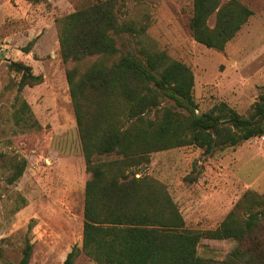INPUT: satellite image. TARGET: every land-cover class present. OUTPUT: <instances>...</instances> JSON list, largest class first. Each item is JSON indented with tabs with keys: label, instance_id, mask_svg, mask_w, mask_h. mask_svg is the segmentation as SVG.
<instances>
[{
	"label": "trees",
	"instance_id": "obj_1",
	"mask_svg": "<svg viewBox=\"0 0 264 264\" xmlns=\"http://www.w3.org/2000/svg\"><path fill=\"white\" fill-rule=\"evenodd\" d=\"M125 7L126 0H90L55 20L88 173L80 245L71 246L61 264H74L79 254L95 264H264V190L246 189L214 228L194 229L186 227L163 182L135 176L154 152L191 146L210 153L251 138L260 131L264 102H253L246 116L223 101L195 113L190 68L146 34L147 12L126 14ZM251 15L240 0H192L188 29L193 41L222 51ZM8 67L19 74L17 92L41 81L20 62ZM13 117L38 128L24 100ZM24 165L23 158L0 154L7 183ZM203 241L232 246L215 258L199 254L200 244L208 247ZM30 254L26 242L17 261L2 264H28Z\"/></svg>",
	"mask_w": 264,
	"mask_h": 264
},
{
	"label": "rangeland",
	"instance_id": "obj_2",
	"mask_svg": "<svg viewBox=\"0 0 264 264\" xmlns=\"http://www.w3.org/2000/svg\"><path fill=\"white\" fill-rule=\"evenodd\" d=\"M192 0H126V14L147 12L146 34L194 75L197 111L220 101L246 116L264 102V0H240L252 10L243 28L220 52L223 62L193 41L188 29ZM90 0H0V154L23 158L21 175L11 183L0 167V264L17 261L27 242L28 264H61L71 246L80 245L84 168L73 111L59 56L55 20ZM213 18H209L211 24ZM257 29L261 32L257 35ZM248 29V30H245ZM255 34V35H254ZM32 41L28 51L24 48ZM209 51V52H208ZM243 56L236 64L237 55ZM20 62L41 81L16 91ZM24 100L38 128L17 123L13 110ZM166 185L186 227L212 229L246 189L264 190V143L251 138L214 149L183 146L150 154L140 168ZM184 177L194 179L187 182ZM204 256L221 258L229 241H203ZM74 264H95L79 254Z\"/></svg>",
	"mask_w": 264,
	"mask_h": 264
},
{
	"label": "crops",
	"instance_id": "obj_3",
	"mask_svg": "<svg viewBox=\"0 0 264 264\" xmlns=\"http://www.w3.org/2000/svg\"><path fill=\"white\" fill-rule=\"evenodd\" d=\"M262 15L264 16V13H262ZM250 17H252V16H250ZM250 19V18H249ZM246 23V22H245ZM244 23V24H245ZM243 24V25H244ZM242 25V26H243ZM241 26V29L243 28ZM241 29H239L238 30V32L241 30ZM245 30H248V29H245ZM252 30H257V29H249V34L250 35H252L253 34V32H252ZM238 32L233 36V38H231L229 41H227L226 43H225V46H224V48H223V50L222 51H226V47H227V45L229 44V42L232 40V39H234L235 37H236V35L238 34ZM261 31L260 30H257V35H259V33H260ZM255 35V34H254ZM199 44V43H198ZM201 45V44H200ZM203 46V45H202ZM204 48H206V49H208V50H211L212 51V53L213 54H215L217 57H219L221 60H223V62H229V60H232L233 58H230V57H225L223 54H221L220 52H222V51H216V50H214V49H211V48H207V47H205L204 46ZM209 52V51H208ZM237 57V60L235 61L236 62V64H238V62H240L241 60H242V57L243 56H240V54L239 55H237L236 56ZM194 80H195V78H194V75H193V83H194ZM224 102V101H223ZM226 103V102H225Z\"/></svg>",
	"mask_w": 264,
	"mask_h": 264
},
{
	"label": "built area",
	"instance_id": "obj_4",
	"mask_svg": "<svg viewBox=\"0 0 264 264\" xmlns=\"http://www.w3.org/2000/svg\"><path fill=\"white\" fill-rule=\"evenodd\" d=\"M252 141L256 142V143H264V119L262 121V125L260 128L259 133H257L256 135L251 137Z\"/></svg>",
	"mask_w": 264,
	"mask_h": 264
}]
</instances>
